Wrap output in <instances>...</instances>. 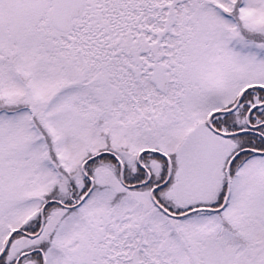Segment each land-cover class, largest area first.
Instances as JSON below:
<instances>
[{
  "label": "snow or ice",
  "instance_id": "6c2138e0",
  "mask_svg": "<svg viewBox=\"0 0 264 264\" xmlns=\"http://www.w3.org/2000/svg\"><path fill=\"white\" fill-rule=\"evenodd\" d=\"M0 264H264V0H0Z\"/></svg>",
  "mask_w": 264,
  "mask_h": 264
}]
</instances>
